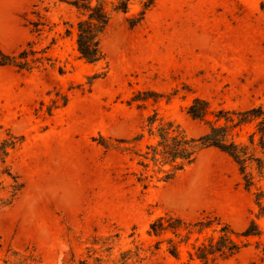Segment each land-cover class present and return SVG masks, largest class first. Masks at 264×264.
I'll return each instance as SVG.
<instances>
[{
	"label": "rangeland",
	"instance_id": "obj_1",
	"mask_svg": "<svg viewBox=\"0 0 264 264\" xmlns=\"http://www.w3.org/2000/svg\"><path fill=\"white\" fill-rule=\"evenodd\" d=\"M71 1L0 0V55L27 63L0 65V144L16 141L0 163V264H118L135 245H152L149 225L165 215L215 217L237 234L254 222L259 235L215 264H264L256 201L264 182L246 190L236 164L214 148H199L168 182L139 165L160 123L189 140L207 133L187 114L194 99L211 111L264 107V0H153L130 28L146 1L133 0L111 16L93 64L78 54L81 16ZM213 230L194 232L179 260L157 253L126 264L186 263Z\"/></svg>",
	"mask_w": 264,
	"mask_h": 264
},
{
	"label": "trees",
	"instance_id": "obj_2",
	"mask_svg": "<svg viewBox=\"0 0 264 264\" xmlns=\"http://www.w3.org/2000/svg\"><path fill=\"white\" fill-rule=\"evenodd\" d=\"M133 0H73L68 4L81 16L77 24L76 45L81 59L89 64L97 63L103 58L100 47L101 35L114 13H128ZM140 12L135 17L127 19L129 27L139 25L145 14L152 8L153 0L140 2ZM38 27L39 23H33ZM26 53H21L20 59L26 60ZM0 65H13L25 69L27 63L16 61L15 57L0 55ZM193 119L203 122L207 126V133L198 140H189L172 122L160 123L154 135L155 143L145 147L139 163L144 169L151 163L157 167V174H163L159 179L162 182L172 180L177 174L194 163L199 148H214L226 154L238 167L246 190L264 182V107L259 105L247 110L211 111L206 100L194 99L187 110ZM212 115L214 120L207 119ZM156 121V115L148 119L149 124ZM246 136V139L244 138ZM123 143V141H118ZM16 144L14 139L0 144V163H5L7 149ZM102 146L107 148L104 143ZM164 167L169 169L164 170ZM1 174L12 178V191L18 192L21 185L17 178L12 177L8 168ZM150 179L152 176L149 177ZM144 180H147L145 178ZM142 181V179H141ZM146 187V185H145ZM258 187L256 201L259 207V216L264 215L261 201L264 191ZM244 232L237 234L228 225L221 223L217 218L206 216L196 222H186L183 219L165 215L154 220L148 228L147 235L153 240L152 245L143 249L141 244L135 245L134 251H127L121 255L118 264H126L130 259L142 261L145 255L155 256L164 253L175 260L180 258V247L187 244L190 236L201 233L214 226L217 236H210L198 245H193L187 253L188 260L183 264H215L217 261L229 260L240 253L248 245V238L259 235L254 222ZM170 235V236H169ZM117 238V236H116ZM242 238V239H240ZM96 264H103L101 259L94 260ZM79 264H89L80 262Z\"/></svg>",
	"mask_w": 264,
	"mask_h": 264
}]
</instances>
